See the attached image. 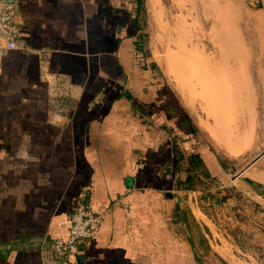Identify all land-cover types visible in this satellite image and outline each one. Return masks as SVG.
I'll use <instances>...</instances> for the list:
<instances>
[{"label":"crops","instance_id":"crops-1","mask_svg":"<svg viewBox=\"0 0 264 264\" xmlns=\"http://www.w3.org/2000/svg\"><path fill=\"white\" fill-rule=\"evenodd\" d=\"M12 3L15 45L0 52V264H62L46 239L66 235L81 203L101 217L83 264H193L176 221L184 189L173 151L197 152L216 174L221 154L200 133L222 142L220 131L198 124L155 58L140 54L121 0ZM206 91L204 110L220 129L219 98ZM239 107L222 132L233 131V117L253 126V110L241 117Z\"/></svg>","mask_w":264,"mask_h":264},{"label":"rangeland","instance_id":"rangeland-1","mask_svg":"<svg viewBox=\"0 0 264 264\" xmlns=\"http://www.w3.org/2000/svg\"><path fill=\"white\" fill-rule=\"evenodd\" d=\"M121 1L120 5L130 10L131 0ZM143 5L144 10L137 12L139 30L135 32L140 54L155 58L192 118L198 124L197 120L202 119L215 127L222 140H216L200 127V135L207 136L221 154L223 170L213 174L206 166L208 175L202 165L189 164L190 180L178 198L181 205L177 206L180 210L176 221L192 241V262L264 264V182L251 177L250 171L231 179L234 172L264 148V71L262 80L259 79L260 94L249 74L254 47L252 30L231 0H144ZM241 6L260 35L264 8H256L264 7L263 4L260 0H241ZM234 62L237 80L236 85L230 86L226 78ZM213 86L215 91L211 92ZM207 89L219 98L221 127L229 128L225 125L227 116L236 110L237 104L241 117H250L253 110V126L252 120L245 127L233 117V131L222 132L204 110ZM236 94L240 102H232ZM251 135L244 145L246 136ZM236 136L240 138V150L231 154L235 152L231 146L232 150L226 152L236 142ZM226 144L229 148L225 151ZM251 170L264 174L261 166Z\"/></svg>","mask_w":264,"mask_h":264},{"label":"built area","instance_id":"built-area-1","mask_svg":"<svg viewBox=\"0 0 264 264\" xmlns=\"http://www.w3.org/2000/svg\"><path fill=\"white\" fill-rule=\"evenodd\" d=\"M14 13L15 6L12 2L0 0V52L15 45L17 28L13 21ZM68 221L66 235L53 238L49 243V250L62 264H79L75 256L89 243L100 225L101 217L81 203L70 212Z\"/></svg>","mask_w":264,"mask_h":264},{"label":"trees","instance_id":"trees-1","mask_svg":"<svg viewBox=\"0 0 264 264\" xmlns=\"http://www.w3.org/2000/svg\"><path fill=\"white\" fill-rule=\"evenodd\" d=\"M144 0H131L130 2V10L127 11L128 13V22L134 26V33L136 31H138V27L139 25L136 24L137 21V12H139L141 9L144 10ZM130 11H132L133 13L130 14ZM136 46V45H135ZM173 149L175 151H181L180 146L174 145L173 144ZM182 152V151H181ZM221 157V156H220ZM222 158V157H221ZM222 159H220V162L222 163ZM189 164L194 165H202L203 166V171L207 172L208 175H210V173L208 172L207 168L204 165V162L202 160V158L199 156V154L196 153H188L187 155L182 157H178L177 154L173 151V158H172V169L173 171H183V177H180L179 174L176 176L175 178V185L176 187H181L184 188L186 187L185 184L186 182H188L190 180L189 178V174L187 173L188 169H189ZM53 238L50 239H46V245H45V250H49V243ZM33 247L32 248H37V249H42L43 250V241L42 242H36V244L33 242L32 243ZM47 248V249H46ZM58 262H60V260L57 259Z\"/></svg>","mask_w":264,"mask_h":264},{"label":"water","instance_id":"water-1","mask_svg":"<svg viewBox=\"0 0 264 264\" xmlns=\"http://www.w3.org/2000/svg\"><path fill=\"white\" fill-rule=\"evenodd\" d=\"M5 1L6 2H12L13 0H5ZM231 1L233 2L234 6L237 8V10L239 11V13L242 17V20L246 24H248V26L252 30L253 38H254V47H253V54H254L258 49V40H257V32L255 30L253 22L250 19V17L248 16L247 12L241 6V0H231ZM251 62H252V58H251L249 66L251 65ZM249 74H250V77H251L253 84L255 85L257 90L260 92V94H262V87L259 84V78L253 72H250ZM262 157H264V148H262L248 162H246V164L244 166L240 167L236 172H234L231 176V179H234L243 173H246V172L248 173L255 166L264 167V159H262ZM75 259H76L77 263L81 264L83 262V254L82 253L76 254Z\"/></svg>","mask_w":264,"mask_h":264},{"label":"bare ground","instance_id":"bare-ground-1","mask_svg":"<svg viewBox=\"0 0 264 264\" xmlns=\"http://www.w3.org/2000/svg\"><path fill=\"white\" fill-rule=\"evenodd\" d=\"M154 1H156V0H154ZM161 61V60H160ZM252 64H251V67H250V72H253V73H255L258 77H259V79L260 80H262V78H261V75H260V42H259V45H258V49H257V51L252 55ZM169 67V66H168ZM167 71V70H166ZM168 72H170V73H172L171 72V69H170V71L168 70ZM252 81V80H251ZM221 84H223V83H221ZM207 88V87H206ZM203 90H204V87H203ZM212 91V90H211ZM226 134V133H225ZM229 134V133H228ZM219 135V134H218ZM218 135H216L217 137H218ZM227 135V134H226ZM221 136V135H220ZM229 136V135H228ZM227 137V136H226ZM252 137V135L251 136H246V138L244 139V141H245V143H244V145H247V143L250 141V138ZM219 138H221V137H219ZM235 140H236V142H233L232 143V145H230V148H229V144L231 143V142H229L227 139V143H229V144H227L228 145V147L227 148H229V150L227 151V152H229L230 151V149H231V146L233 147L234 146V148H232V149H234V153H231V154H235L236 152H238L240 149H238L237 147L240 145V138L238 137V136H236V138H234ZM226 142V141H225ZM226 148V149H227ZM231 149V150H232ZM250 176L251 177H253V178H255V179H257V180H259V181H262V182H264V174L262 173V172H260V171H250Z\"/></svg>","mask_w":264,"mask_h":264}]
</instances>
